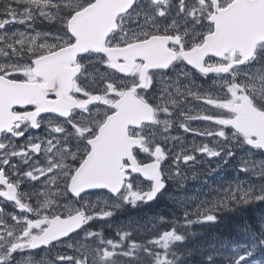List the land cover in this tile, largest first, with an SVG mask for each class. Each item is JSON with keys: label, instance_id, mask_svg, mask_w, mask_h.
Here are the masks:
<instances>
[{"label": "snow or ice", "instance_id": "obj_1", "mask_svg": "<svg viewBox=\"0 0 264 264\" xmlns=\"http://www.w3.org/2000/svg\"><path fill=\"white\" fill-rule=\"evenodd\" d=\"M174 123L208 142L168 135ZM205 157H238L246 179L182 221L154 218L142 242L131 222L118 239L90 230ZM0 199V264H185L196 233L182 228L264 203V0H0ZM258 229L201 264H264V219ZM58 246L72 254L39 258Z\"/></svg>", "mask_w": 264, "mask_h": 264}, {"label": "rangeland", "instance_id": "obj_2", "mask_svg": "<svg viewBox=\"0 0 264 264\" xmlns=\"http://www.w3.org/2000/svg\"><path fill=\"white\" fill-rule=\"evenodd\" d=\"M10 30H23V26L15 24L11 26ZM196 123L201 125V122ZM181 140L186 145H191L193 142L196 144H199L202 141L208 142V140L205 138H195L193 133ZM240 155H243V153H240ZM202 159L204 162H198L192 170L186 171V178L181 183L177 184L176 182L171 181V183L168 184L167 188L163 192L164 197L170 199L173 205H176L183 210L184 208H187L194 211L196 205H198L201 201L212 199V197L216 195L214 189L219 188L221 185L224 187L228 186V183H226L225 180L226 172L229 169L234 170L236 169V166H238V157L236 159L229 160V162L226 164L219 162V168H217V158H213L210 161L206 157ZM257 159H259V157H257ZM211 169H215V171L210 172ZM238 179L244 180L246 177L242 176ZM89 199H91L93 202H100V206H103L102 199L100 197L92 196ZM180 202L183 203V207L180 206ZM144 207L145 205H142V207L138 208V212L134 211L132 207H125L124 209L117 211L112 218L108 219L109 221H94L92 224V229L90 230H99L108 226L110 230L103 231V236L106 239H118L116 235L117 229L120 226H126L129 222H131L137 229V231L134 232V238L137 242L151 239L154 235V232L152 231L153 224H158L159 221L154 220V218L150 215H142V209ZM127 208H130V210H127ZM260 211H263L260 213H264V209ZM246 215L247 213L243 212L241 216L245 217ZM193 219H195V217H193ZM57 251L72 254L70 249H67L63 246H58L47 255L41 254L39 258L44 260H52L55 258Z\"/></svg>", "mask_w": 264, "mask_h": 264}, {"label": "trees", "instance_id": "obj_3", "mask_svg": "<svg viewBox=\"0 0 264 264\" xmlns=\"http://www.w3.org/2000/svg\"><path fill=\"white\" fill-rule=\"evenodd\" d=\"M238 166H236V169H229L226 172V183H234L239 177L244 176L243 173L237 171ZM238 208L235 207L233 210L219 213V219L216 223L200 224V226L199 224H194L191 229H181V231L186 233H196L194 236L195 238L193 236H189L187 241L181 246L182 250L191 251V255H186L187 259L185 258V264H201L203 258L202 255L207 254V251L211 248H220L221 245L225 244L232 246L234 244H244L248 242L249 237L245 232H243V229L245 226H252L254 230H259L258 224L261 219H264V213H260L263 212L260 210L264 209V203H252ZM132 209L136 212L139 211L138 208ZM127 210H130V208H127ZM177 210H179L180 213ZM243 212L247 213L245 217L241 216ZM142 215H150L153 218L163 216L168 220L178 219L182 221L183 209L173 205L171 200L167 197L160 196L153 203L145 205L142 209ZM170 227L171 225L169 224H161L158 230L169 229ZM198 231L199 234L201 232V235L198 234ZM255 258H260L259 252L256 253Z\"/></svg>", "mask_w": 264, "mask_h": 264}, {"label": "flooded vegetation", "instance_id": "obj_4", "mask_svg": "<svg viewBox=\"0 0 264 264\" xmlns=\"http://www.w3.org/2000/svg\"><path fill=\"white\" fill-rule=\"evenodd\" d=\"M197 83H198V84H202V85L207 86L203 80H198ZM208 83H211V82L209 81ZM199 103H200V102H197V101H195V100H193L192 98L189 97V98L187 99L186 103L183 105V107H184L186 110H187V109H195V108L199 105ZM172 119H173V120H176V119H177V116H173ZM196 122H201V125H198ZM190 124H191V126H192L193 128H202V127H204V126L207 124V122H204V121H191ZM190 134H191V132H184V131L178 126V124H175V123L173 124V127L169 130V133H168V135H170V136H172V137H179L180 139H183V138H185L186 136H188V135H190ZM193 136H194L195 138L198 137V139H204V137L196 136V135H194V134H193ZM170 146H175V147L178 148V143H177L176 141H174V140H173V141H170ZM141 155H143V154H141ZM169 183H171V181H169ZM169 183H168V184H169ZM0 203H3L2 199H0ZM7 210H9V211L13 210L12 207H11V205H9V207H8ZM108 221H109V220H108ZM102 230H103V231H109L110 229H109V227L107 226V227H103Z\"/></svg>", "mask_w": 264, "mask_h": 264}, {"label": "bare ground", "instance_id": "obj_5", "mask_svg": "<svg viewBox=\"0 0 264 264\" xmlns=\"http://www.w3.org/2000/svg\"><path fill=\"white\" fill-rule=\"evenodd\" d=\"M238 208V207H237ZM238 209H241V208H238ZM242 209H243V207H242ZM174 211V210H173ZM178 212H179V210H177ZM238 211V210H237ZM175 212V211H174ZM235 212V211H234ZM180 213V212H179ZM227 213V212H226ZM254 213V212H253ZM174 214V213H173ZM255 214V213H254ZM181 215V214H180ZM224 215V214H223ZM242 215V214H241ZM256 215V214H255ZM259 216V215H258ZM255 217V216H254ZM253 217V218H254ZM257 217V216H256ZM260 217V216H259ZM258 218V217H257ZM261 218V217H260ZM259 219V218H258ZM259 221V220H258ZM150 223H151V221H150ZM197 226V225H196ZM199 226H200V224H199ZM198 227V226H197ZM244 227V226H243ZM202 228V227H201ZM200 229V228H199ZM198 230V229H197ZM244 232V231H243ZM109 233V232H108ZM198 234H199V231H198ZM199 235H201V232H200V234ZM198 236V235H197ZM195 238V237H194ZM242 238V237H241ZM204 239V238H203ZM187 259V258H186Z\"/></svg>", "mask_w": 264, "mask_h": 264}]
</instances>
